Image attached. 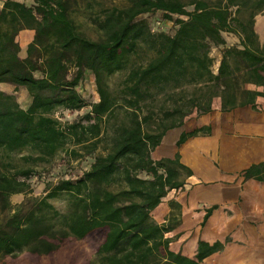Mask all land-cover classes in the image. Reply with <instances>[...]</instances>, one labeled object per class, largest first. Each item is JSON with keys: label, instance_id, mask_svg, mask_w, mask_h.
I'll use <instances>...</instances> for the list:
<instances>
[{"label": "trees", "instance_id": "16d2710c", "mask_svg": "<svg viewBox=\"0 0 264 264\" xmlns=\"http://www.w3.org/2000/svg\"><path fill=\"white\" fill-rule=\"evenodd\" d=\"M78 4L4 0L0 7V84L23 87L31 97L24 109L0 89V264H203L221 242L198 240L193 257L173 252L166 234L179 221L151 216L192 172L178 153L154 160L151 152L167 131L210 112L214 98L229 111L255 107L264 95V43L254 30L264 0H124L98 13L85 10L84 20ZM158 11L174 23L172 33L138 19ZM23 30L33 31L24 57L17 41ZM214 47L221 57L216 73ZM85 71L94 76L92 103L76 89ZM249 83L262 90L247 89ZM86 106L74 120L55 117L58 109ZM198 132L208 127L181 133L177 145ZM25 150L13 164L11 154ZM62 150L92 162L77 179H60L30 207L23 202L10 212V196L30 191L36 167ZM261 170L264 162L244 176ZM59 194L68 202L64 213L48 201Z\"/></svg>", "mask_w": 264, "mask_h": 264}, {"label": "crops", "instance_id": "0c3cea01", "mask_svg": "<svg viewBox=\"0 0 264 264\" xmlns=\"http://www.w3.org/2000/svg\"><path fill=\"white\" fill-rule=\"evenodd\" d=\"M254 30L263 44L264 21L260 25L255 17ZM219 62L220 59L215 68L213 63L214 73ZM246 88L262 90L261 86L251 83ZM254 106L255 109L244 106L221 111L220 99L214 98L210 112L193 116L180 127L169 130L179 131L169 145L163 141L167 131L161 143L151 152L154 160L173 159L178 152L180 163L192 172L186 177L183 187L168 191L151 212L157 223L164 222L169 216L179 221L175 229L166 234L171 237V251L193 257L198 240L208 245L221 242L225 246L222 251L213 252L203 259V264H207L206 260L212 257L213 260L208 263L212 264L216 259L213 255L229 254L231 243L224 245L223 241L229 237L233 243L247 249L244 254H264V180L258 178L264 170L253 177L244 176L248 168L264 162V134L259 131H264V95L255 97ZM225 123L232 126L225 130ZM202 127H211V132H198L177 146L181 133ZM202 139L208 141L200 144ZM162 144L168 146L167 149L171 147V154L155 153ZM201 193L211 194L214 200H199ZM213 206L217 207L203 219V213ZM238 254L243 253L239 250Z\"/></svg>", "mask_w": 264, "mask_h": 264}, {"label": "rangeland", "instance_id": "374dc122", "mask_svg": "<svg viewBox=\"0 0 264 264\" xmlns=\"http://www.w3.org/2000/svg\"><path fill=\"white\" fill-rule=\"evenodd\" d=\"M3 1L4 0H0V7ZM86 1L87 0H78L80 13H77V17L79 20H84L86 18V13H83V11L85 10H90L93 13H98L102 9H106L108 7H113V6H120L124 4V0H95L91 4V8L86 9L85 8ZM256 18H258V23L262 25V22L264 21L263 19L264 12L258 14ZM138 19L145 20L148 24V27L154 32L172 33L175 28L174 23L172 21L165 19L163 17L162 12L160 11L152 13V14H142L138 17ZM83 23H85V21ZM22 32L23 33H19L17 37V41L21 47L20 55L24 57L26 46L32 39L33 31L24 30ZM87 33L88 35L90 34L92 36L94 34L91 29H87ZM219 50L220 49L214 47L212 48L211 53H210V55L214 59V68L217 65L218 60L220 59ZM69 74H70L69 77H71V75L73 74L72 70L70 71ZM0 89L9 94H12L14 98L16 99V101L18 102V104L22 108L25 109L30 104L31 97L25 88L21 87V88L15 89L13 85L3 83L0 85ZM76 89L87 100L88 103H92L98 100V95L96 93V88H95L94 76L90 71L84 72L81 81L76 86ZM244 106H250L252 109H255V107H253L250 104L244 105ZM244 106H238V107H244ZM89 109L90 108L88 106L78 111H67L63 109L62 110L58 109L55 112V117L61 121H67V120L71 121V120L76 119L78 116H82L83 114L88 112ZM230 126H232V124L225 123L224 129L226 130L228 129L227 127H230ZM259 131L261 135L264 134V131H261V130ZM178 132L179 131H174V132L169 131L166 134L165 139L163 140L164 144L169 145L171 143L170 142L171 139L174 136H177ZM210 132H211V127L208 128L207 133H210ZM202 141H208V139L200 140V144ZM71 147L72 145L68 144L65 147V149L67 148L69 149ZM167 147L168 146L164 147L162 144L160 147L157 148L155 153L161 154L162 152H164L167 154H171V147L170 149H167ZM27 152L28 151L25 150L21 153H13L11 154L9 159H12L13 164H16V162L20 163L18 162L19 157L21 156V154H26ZM92 159H93L92 156L91 157L84 156L81 159H75V158L70 157L65 150L59 151L58 153H56V155L54 156L53 160L50 163H42L36 167L34 173L31 175L28 181L30 185L29 186L30 191H28L25 194L23 193L13 194L10 196L9 198L10 207H11L10 212H13L14 207L23 202L26 204V206L30 207L33 203H36V200H39L40 198L45 196L48 190H50L51 187L54 186L60 179H72V180L77 179L78 177L81 176L84 170L88 169L89 164L92 162ZM141 177H144V175L141 174ZM207 195L204 193H201L199 200H202V201H208V199L214 200V196H212L211 194H207ZM48 201L59 212L61 213L66 212L68 202L66 200L65 195L63 194L56 195L55 197L48 199ZM205 214H206V211L203 213V215L205 216ZM5 215L6 213H3V214L0 213V219L3 218ZM223 241H224V245H226L227 243H231L229 245L230 246L229 252H228L229 254L213 255L216 257V259H215V262H212V264H246L248 262H249L248 264H251V263H254V264L263 263L264 264V254H244L247 251V249L244 246L239 245L238 243H233L231 240H229V237L228 238L225 237ZM223 248L221 250H217L216 252L222 251ZM237 248L243 254H238L239 250ZM256 256H259L260 259L256 258ZM210 259L213 260V258L210 257L206 260V263L207 262L209 263Z\"/></svg>", "mask_w": 264, "mask_h": 264}]
</instances>
